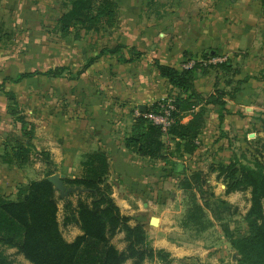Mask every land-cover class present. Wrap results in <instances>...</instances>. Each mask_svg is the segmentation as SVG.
<instances>
[{
    "label": "crops",
    "instance_id": "0c3cea01",
    "mask_svg": "<svg viewBox=\"0 0 264 264\" xmlns=\"http://www.w3.org/2000/svg\"><path fill=\"white\" fill-rule=\"evenodd\" d=\"M116 1L117 21L105 32L82 31L78 38H61L55 20L27 24L31 35L24 39L12 36L10 29L8 38L2 36L0 155L6 135L20 134V125L8 113L5 92L9 91L33 125L34 148L49 152L53 173H59L62 180L82 177L83 153L104 151L111 197L120 213L130 217L129 224H143L153 248L169 252L173 264H235L231 258L235 251L216 223L197 235L179 225L184 206L177 183L191 171L201 170L217 196L234 205L243 193L245 210L249 206L248 190L225 194L222 178L211 169L229 163L236 146L244 144L249 134L259 131L264 138L259 128L264 121V0ZM115 48L75 76L88 59L103 49ZM208 55L226 58L231 71L224 74L218 67L195 71V91L204 98L216 90L230 91L232 96L223 97L221 118L219 105H206L196 150L179 156L174 150L177 140L166 132L160 138L163 149L159 158L140 157L126 148L124 139L135 110L142 113L145 108L147 113L161 99L177 94L158 74L153 61L181 69V63ZM56 67L67 70L57 77L33 74L10 81L23 73ZM228 76L230 84H226ZM32 155L22 168L0 162V194L13 195L17 184L25 183L34 168L45 170V164ZM152 218H156L154 225ZM80 233L78 228L72 238L62 236L70 242ZM111 243L124 249L123 233L116 234Z\"/></svg>",
    "mask_w": 264,
    "mask_h": 264
},
{
    "label": "trees",
    "instance_id": "16d2710c",
    "mask_svg": "<svg viewBox=\"0 0 264 264\" xmlns=\"http://www.w3.org/2000/svg\"><path fill=\"white\" fill-rule=\"evenodd\" d=\"M58 1L61 14L56 19V32L61 38L70 35L78 38L82 31L105 32L117 21L116 0ZM1 29L0 23V38H8L9 33ZM117 49L101 50L97 56L88 59L75 76L83 73L100 55L113 53ZM209 56L214 55L203 59ZM153 64L158 74L177 90V94L172 95L175 105L172 113L174 121L166 133L177 140L174 150L179 156L192 154L197 148L196 141L204 126L206 105H219L221 118L225 104L223 97L232 96L230 91L222 90H216L206 98L200 96L193 87L194 73L218 67L224 74H229L231 65L227 59L207 66L196 61L186 69H176L156 60ZM65 70V67H56L33 71L20 74L10 81L18 82L33 74L57 77ZM261 78L264 79V75ZM231 82L232 79L228 76L226 84ZM238 85L233 87V92L238 89ZM5 95L10 103L8 113L20 125V134L6 135L0 162L22 168L31 162L33 154L46 168L41 178L17 184L13 195L0 194V264H15L5 253L6 248H15L31 264H124L128 260H131V264H143L145 261L173 264L169 252L151 246L143 224L131 225L130 217L120 213L111 197V186L106 181L107 155L98 149L81 155L82 177L63 179L67 186L87 189L86 192L69 193V196L76 194L75 202L67 199L63 203V224L76 225L81 231L70 242L64 239L57 216L58 199L62 198L57 196L48 180V176L54 171L50 154L34 148L31 142L33 125L22 114L14 94L8 91ZM159 102L151 111L157 110ZM184 117L185 122L182 121ZM261 131L264 132V121ZM162 134L160 127L152 124L141 113L131 124L124 145L140 157L159 158L163 149L160 139ZM255 142L260 144L262 150L257 152L262 154L264 139L258 137ZM211 170H216V177L222 178L225 194L249 191V206L243 215L246 233L240 235L230 228L228 218L236 212V207L214 193L207 174L201 170H193L178 180L177 187L181 189L184 201L179 225L197 235L216 223L237 254L235 264H264V158L253 155L248 160L244 155H233L229 163H219ZM121 232L126 245L119 250L111 243V239Z\"/></svg>",
    "mask_w": 264,
    "mask_h": 264
},
{
    "label": "rangeland",
    "instance_id": "374dc122",
    "mask_svg": "<svg viewBox=\"0 0 264 264\" xmlns=\"http://www.w3.org/2000/svg\"><path fill=\"white\" fill-rule=\"evenodd\" d=\"M124 0H119L122 3ZM61 12L60 4L58 0H1L0 4V23L2 25L3 32H9L8 29L12 31V36H18L24 39L25 37H30L31 31L27 28V24L39 25L41 23H49L56 20L59 13ZM24 23V24H23ZM20 25V27H19ZM26 25V26H25ZM42 33V30L40 31ZM14 33V34H13ZM14 36V37H15ZM1 39V38H0ZM260 118V117H259ZM263 121H261L262 123ZM261 128V127H259ZM260 130V129H259ZM259 132V131H258ZM258 132L251 133L246 139L244 144L236 146V156H245L246 159H251V157L259 156L264 158V151L259 154L257 151H261L260 144L255 142V139L260 137ZM262 134L264 135L263 131ZM263 138V137H261ZM264 139V138H263ZM27 176L28 180L39 177L44 174V169L42 166H38L35 170ZM27 180V181H28ZM58 196V195H57ZM59 197V196H58ZM76 194L68 197V199L75 202ZM63 198L58 199V221L60 225V230L65 238H72L78 227L76 225H64L63 224V210H62ZM236 205V212L233 213L229 219L230 228L234 229L240 235L246 233V225L243 221V215L245 213V208L247 204V198L241 193L233 203ZM184 206V201H183ZM184 211V210H183ZM119 243V240L116 241ZM5 253L15 264H31L29 263L21 254H19L15 248H6ZM237 255V254H236ZM234 261V260H233Z\"/></svg>",
    "mask_w": 264,
    "mask_h": 264
},
{
    "label": "built area",
    "instance_id": "2783aa9c",
    "mask_svg": "<svg viewBox=\"0 0 264 264\" xmlns=\"http://www.w3.org/2000/svg\"><path fill=\"white\" fill-rule=\"evenodd\" d=\"M224 60H226V58L221 56H209L206 59H200L197 62H199L202 66H207L209 64L220 63ZM195 62L196 61L184 62L181 63L180 67L181 69H186L193 66ZM174 110V97L170 95L160 100L157 110L144 113V115L152 124L159 126L162 132H166L174 121L172 116ZM140 114L141 113L138 110H135V116Z\"/></svg>",
    "mask_w": 264,
    "mask_h": 264
},
{
    "label": "water",
    "instance_id": "95a60500",
    "mask_svg": "<svg viewBox=\"0 0 264 264\" xmlns=\"http://www.w3.org/2000/svg\"><path fill=\"white\" fill-rule=\"evenodd\" d=\"M142 113H145V108L141 109ZM48 180L53 185L54 190L57 192V195L63 198L64 201L68 199L69 193H76V192H86L87 189L81 188L79 186H67L63 183L62 177L59 173L55 172L48 176ZM151 224L156 223V218H152L150 221ZM236 252L232 253V260H235Z\"/></svg>",
    "mask_w": 264,
    "mask_h": 264
}]
</instances>
